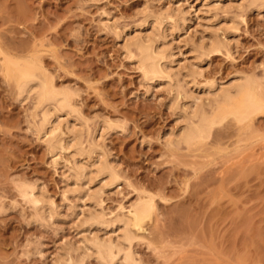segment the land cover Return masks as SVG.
I'll list each match as a JSON object with an SVG mask.
<instances>
[{"label": "rangeland", "instance_id": "obj_1", "mask_svg": "<svg viewBox=\"0 0 264 264\" xmlns=\"http://www.w3.org/2000/svg\"><path fill=\"white\" fill-rule=\"evenodd\" d=\"M95 1L0 0V264H54L63 245L77 246L83 234L113 235L98 226L85 232L77 227L78 214L90 202L76 198L79 192L67 193L65 200L62 173L70 151L53 157L38 138L35 97L19 101L16 82L4 70L7 56L36 61L57 90L71 93L86 129L95 134L89 132L90 139L97 140L105 127L97 145L120 176L101 195L106 218L128 213L143 193L155 204L140 232L144 238L132 244L140 264H264V109L246 126L231 120L216 127L203 145H170L166 138L182 129L171 107L173 93L166 81H145L137 55L123 48L126 34L150 32L142 14L179 6L189 15L188 27L168 41L175 61L188 64L192 54L185 42L205 31L210 13L200 0ZM228 5L220 19L237 12L235 4ZM258 8L247 9L236 30L227 33L230 52L201 61L194 94L240 75L263 76L264 3ZM25 184L51 197L55 220L22 197ZM72 252L74 258L82 253ZM97 260L86 257L84 263H102Z\"/></svg>", "mask_w": 264, "mask_h": 264}, {"label": "bare ground", "instance_id": "obj_2", "mask_svg": "<svg viewBox=\"0 0 264 264\" xmlns=\"http://www.w3.org/2000/svg\"><path fill=\"white\" fill-rule=\"evenodd\" d=\"M200 1L201 8L205 9L207 14L210 13L208 14L210 16L207 18L209 25L204 26L205 29L203 30L205 31L199 32L200 35L196 40L190 36L188 38V41L191 39L189 43L186 44L187 41L185 42V47L189 48H187V53L192 54V59L188 60V64L182 65L181 63V66L179 62L175 61L174 48H172L168 41L169 36L173 37L174 33H177L179 30L181 31L187 26V17L189 15L186 16V12L179 6L172 9L168 7L160 15H154L151 13L152 11L148 13L146 11L144 16L142 14V22L144 21L143 23L149 26L150 32L145 31V33L140 31L137 34L134 32L135 35L134 33L129 36L126 34L125 38H123V48L126 49L127 53L133 52L134 55H137V63L140 66L138 67L139 69L141 68L146 78L145 81L151 83L166 81V86L168 85L172 91L170 93H173V103L170 102L172 104L170 105L180 114V121H178L182 123V129L180 132L178 131L179 133L177 132L178 134L171 133L166 140L168 139V143L175 146L181 144L187 147H194L197 144L203 145L213 135V130H216V127L223 126L224 123L231 122V120L241 124V126L245 123L246 126L247 121L264 109V69L262 78L259 76H235L236 78L225 85L216 86L211 83L203 87L202 94H194L192 89L194 84L196 85V76L199 75V71L202 68L200 66L202 64L201 61L209 56V54L211 55V53L230 52V44L233 40L230 41V38L228 39L227 33L231 34V29L236 30L235 27L240 22L239 19L243 18V13L247 9L254 10L258 8L264 3V0H238L234 2L228 0V4H235L232 6L237 11L231 15V18L227 16L230 18H227L229 21L221 17L222 20L219 17L220 11L228 14L230 10L228 4H223L222 0ZM218 30L219 32L220 30H224L223 37L218 33ZM121 33L116 31L118 36L119 34L122 35ZM119 38L121 37L119 36ZM5 58L8 59H5L4 70L7 73V78L9 77L13 82H16L17 91L19 90V101L22 99L23 102L30 97H35L36 106L34 103V110L36 112L34 115H36L35 117L33 115L32 119L35 121L40 118V121L39 119L38 121L36 120L39 126L35 124L36 122L34 123L38 138L41 140L45 139L44 141L47 143L49 153L53 157L57 158L62 151H70L67 165H64L67 172L64 171L65 175L64 172L62 173L65 184L63 191L64 193L66 192V195L73 192L74 196L75 193L79 192L75 196L76 198L81 197L79 199L83 203L86 201L84 204L87 202L89 204L90 202V207L87 205L88 208H83L84 210L82 209L83 211L81 210L80 214L76 213L78 214V219L76 218V221L78 220L76 222L77 227L83 232L93 226L95 228L98 226L104 230L111 229V232H113V235L110 234L111 236L109 235L108 238H105V235L103 238V236L99 235L94 236L92 233L93 237L86 236L85 234L82 235V232L79 233V235H82L80 236L82 240H79V243H81L77 244V246L72 243L71 247L69 243L63 245L60 253L57 254V258L54 260V264H85L84 260L86 257L98 259L97 261L100 260L101 264H115L114 262L120 260L121 262L123 261V264H140L137 261L138 258L133 251L134 247H132V244L142 237L140 232L143 233L146 221H150L155 204L152 200H147L146 196L143 197V193L142 199L140 198L133 206L131 205L128 213H125L124 209V214L120 216L117 214L116 218L112 217V219H110L111 217L106 218V214L100 205L101 195L105 191V187L107 188L110 184L114 185L118 183L120 176L115 163L110 158L108 159L107 156H104L103 149L99 151L101 148L97 145V140L103 134L100 133L105 127L102 126L100 128L102 131H100L97 140L96 137L90 139L95 134L90 130V126L88 130L86 129L88 122L83 120V116L79 114L80 112L77 111V107L72 103L74 97L71 93L57 90L52 79L48 78V75L45 76L47 73L40 72L42 68L36 66L35 60L34 63L26 58L24 61V58L16 59L9 56ZM175 62L178 65L176 67L174 66ZM34 118L36 119L34 120ZM84 129L85 131L87 130L85 137ZM89 132L92 135L90 133L89 136ZM84 139L86 140L84 141ZM84 142L88 143V145ZM95 154H97V157ZM86 157L89 160H85ZM93 157L96 158L93 159ZM54 162L56 163L57 160ZM91 185L95 186V188H92ZM28 186L27 184L24 185V188L20 186L22 190L19 187L20 194L23 195L22 197L30 205H34L37 210L39 209L40 211L37 212L40 215L44 213L45 219H53L55 215L54 207L57 205L53 207L51 197L49 198L46 195L47 193H43L39 186V189L37 186ZM147 197L149 198V196ZM152 198L154 199V197ZM65 200H68V195ZM72 251H82V253L80 257L74 258Z\"/></svg>", "mask_w": 264, "mask_h": 264}]
</instances>
